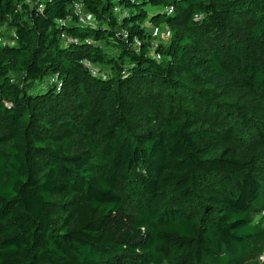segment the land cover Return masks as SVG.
<instances>
[{
  "label": "trees",
  "instance_id": "16d2710c",
  "mask_svg": "<svg viewBox=\"0 0 264 264\" xmlns=\"http://www.w3.org/2000/svg\"><path fill=\"white\" fill-rule=\"evenodd\" d=\"M0 39V264L245 261L264 185L230 137L264 148V0H0Z\"/></svg>",
  "mask_w": 264,
  "mask_h": 264
},
{
  "label": "rangeland",
  "instance_id": "374dc122",
  "mask_svg": "<svg viewBox=\"0 0 264 264\" xmlns=\"http://www.w3.org/2000/svg\"><path fill=\"white\" fill-rule=\"evenodd\" d=\"M106 49L109 52L115 54L118 53V50L112 47H107ZM106 71L107 70H105L104 72L108 74V72ZM232 132L235 135L233 137H230V141H232L234 144V150L236 151L235 154L237 156L246 158L249 155L258 154L260 167L257 176L264 185V148L262 147V142L255 139L254 136L250 133V130L245 132H238L234 129ZM217 180L212 177L211 179H209L210 182L205 185L204 188H220L221 191H226L225 187L223 185L218 184ZM254 221L258 225L259 230L261 232H264V209L256 213ZM241 264H264V237L258 236L254 240L252 251L249 252V254L246 256L245 261Z\"/></svg>",
  "mask_w": 264,
  "mask_h": 264
},
{
  "label": "built area",
  "instance_id": "2783aa9c",
  "mask_svg": "<svg viewBox=\"0 0 264 264\" xmlns=\"http://www.w3.org/2000/svg\"><path fill=\"white\" fill-rule=\"evenodd\" d=\"M117 11H119V9H116ZM174 8L170 7L167 9L168 13H173ZM75 14L77 16H79L81 22L85 23V24H89V25H94L95 24V18L91 13L88 12H84L81 8V6L79 4L75 5ZM62 24H64V22H61ZM154 36L157 37L158 40H166L170 37L171 33L167 28H164V30H159L158 28L154 29ZM14 37H16V34H13ZM127 34L124 35V38H127ZM63 40L65 41V43L67 44H79L80 43V39L77 37H70L68 35H66L65 33L62 35ZM0 42L5 46L7 44V42H5V40L0 39ZM85 43L91 45V42L88 40ZM139 44V43H138ZM91 72V74L93 76H102L103 78L107 77V74L105 72L100 73V71L98 70V68H96L91 62L84 60L82 62ZM56 82V80H54ZM59 90V88H58Z\"/></svg>",
  "mask_w": 264,
  "mask_h": 264
}]
</instances>
